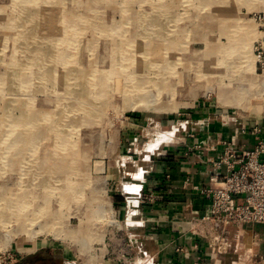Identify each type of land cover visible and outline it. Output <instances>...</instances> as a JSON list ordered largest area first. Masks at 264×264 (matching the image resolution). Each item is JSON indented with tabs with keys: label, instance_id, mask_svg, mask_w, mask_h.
<instances>
[{
	"label": "rangeland",
	"instance_id": "rangeland-1",
	"mask_svg": "<svg viewBox=\"0 0 264 264\" xmlns=\"http://www.w3.org/2000/svg\"><path fill=\"white\" fill-rule=\"evenodd\" d=\"M0 9V197L30 196L24 214L40 207L24 231L23 213L0 218V264L97 263L96 249L122 244L108 179L143 167L149 144L201 105L240 131L264 115L263 0H0ZM238 18L251 34L231 42ZM137 43H148L145 58ZM240 85L235 108L225 92Z\"/></svg>",
	"mask_w": 264,
	"mask_h": 264
},
{
	"label": "crops",
	"instance_id": "crops-1",
	"mask_svg": "<svg viewBox=\"0 0 264 264\" xmlns=\"http://www.w3.org/2000/svg\"><path fill=\"white\" fill-rule=\"evenodd\" d=\"M191 114L180 124L181 131L175 128L171 141L160 142L144 157L148 159H144L143 167L120 171L116 179L107 180L113 189L116 214L123 223L121 231H115L122 244L108 247L105 257L96 264H237L244 260L253 264L260 258L264 264V226H255L250 233L229 226L228 248L218 252L209 248V238L220 239L221 235L202 221L210 207L209 200L199 192L216 172L213 163L227 143L234 149L253 148L256 127L264 139V115L244 122L240 131L238 120L222 119L208 106L201 105ZM157 150L160 152L155 153ZM125 183L138 186L134 195L128 194ZM126 196L135 200V206L127 205ZM132 209L135 214L130 218ZM127 219L134 224L127 225Z\"/></svg>",
	"mask_w": 264,
	"mask_h": 264
},
{
	"label": "built area",
	"instance_id": "built-area-1",
	"mask_svg": "<svg viewBox=\"0 0 264 264\" xmlns=\"http://www.w3.org/2000/svg\"><path fill=\"white\" fill-rule=\"evenodd\" d=\"M261 16L260 38L256 42L255 51L261 67H264V13ZM253 131V148L234 149L231 143H227L225 151L213 163L216 172L210 175L207 185L199 189L200 194L209 200L210 207L209 215L202 218V221L210 223L221 235L220 239L209 238L208 246L212 251L228 248L226 235L229 226L241 228L243 233L252 232L255 226H264V139L260 137L258 127ZM147 199L151 201L152 195ZM130 200L129 196L124 198L127 205ZM241 239H245L244 234ZM128 242L131 243V238ZM95 251L99 253V261L106 255L100 248ZM262 262L263 259L260 258L253 261V264ZM245 263L246 260L237 264ZM129 264H135V261Z\"/></svg>",
	"mask_w": 264,
	"mask_h": 264
},
{
	"label": "bare ground",
	"instance_id": "bare-ground-1",
	"mask_svg": "<svg viewBox=\"0 0 264 264\" xmlns=\"http://www.w3.org/2000/svg\"><path fill=\"white\" fill-rule=\"evenodd\" d=\"M202 1H204V0H201V2ZM264 1V0H263ZM90 3V2H89ZM44 4V7L47 5L45 2L43 3ZM46 4V5H45ZM97 4V3H96ZM218 4H220V5H223L220 1H215L214 3H210V6L212 7V8H209V9H215V10H218V14H219V16H220V12L221 13H224V11H219V9L218 8H220L219 6H218ZM28 5V1L26 2V6ZM91 5V4H90ZM87 6H88V4H87ZM86 6V7H87ZM210 6H208V7H210ZM204 8V7H203ZM1 10V9H0ZM204 10V9H203ZM2 12V11H1ZM0 12V13H1ZM36 12V11H35ZM49 11H48V9H46V8H44L43 9V14H44V17L41 19V23H45V24H48V26H47V28H48V30L51 28V26H52V23H53V20H47V19H49V18H47V17H45V15H49V13H48ZM51 12V11H50ZM234 13H235V11H233ZM4 13V12H3ZM66 15V14H65ZM61 16V15H60ZM67 17V16H66ZM211 17V16H210ZM210 19V18H209ZM241 19V18H240ZM11 20V19H10ZM67 20H68V18H67ZM239 20V18L235 21L236 23H235V25L234 24H232V25H230V30H231V35H229V34H227V35H229V36H227V35H224V36H227L228 38H229V41H234V37L238 34V32L239 31H241L242 32V36H244L245 38H247L250 34H251V28H250V26L243 20V19H241L240 20V22L238 21ZM1 21V20H0ZM14 21V20H13ZM12 22V21H11ZM15 23V22H14ZM40 23V24H41ZM76 23L78 24V22H77V20H76ZM226 23H227V21H226ZM67 24V23H66ZM76 25V24H75ZM226 26V24H224V27ZM224 27H222V28H224ZM56 28V27H55ZM50 30H52V28L50 29ZM222 30V29H221ZM47 31V30H46ZM8 32V31H7ZM10 32V31H9ZM7 34V33H6ZM3 35V34H2ZM41 35V34H40ZM51 35V34H50ZM57 35V34H56ZM9 36V35H8ZM11 36V35H10ZM54 36V35H53ZM64 36V35H63ZM52 38V37H51ZM132 38V37H131ZM6 39V38H5ZM18 39V38H17ZM129 39V38H128ZM259 39V38H258ZM51 41H52V39H51ZM46 42V41H45ZM247 42V41H246ZM141 43V42H140ZM23 44V43H22ZM134 44H136V43H134ZM134 44H126V46L128 47V46H130V47H132V48H134ZM8 46V45H7ZM145 47L147 48V51L145 50ZM155 47V46H154ZM153 47V48H154ZM137 51H136V53H138V54H140L141 56L140 57H142V58H145V56L147 55V52H148V49H149V46H148V43H142V44H138L137 43ZM18 49V48H17ZM45 51V50H44ZM134 51V50H133ZM43 52V51H42ZM135 52V51H134ZM56 53V52H55ZM127 53V52H126ZM126 53H123V56H125L126 57ZM136 53H134V54H136ZM224 53V52H223ZM240 53V52H239ZM239 55V54H238ZM32 57V56H31ZM239 57V56H238ZM129 58H130V56H129ZM131 59V58H130ZM132 60V59H131ZM236 60H242V59H240V58H238V59H236ZM134 61H135V59H134ZM112 62L113 63H119V58H117V59H112ZM26 63V62H25ZM238 63V62H237ZM240 64V65H239ZM66 65V64H65ZM13 66V65H12ZM36 66V65H35ZM246 68V70L247 71H249L250 70V68H249V66H247V64H244V61H242V65H241V61H240V63H238V65L236 66V68L237 69H240V68ZM231 68V67H230ZM65 69V68H64ZM126 70V69H125ZM127 71V70H126ZM6 72V71H5ZM65 72V71H64ZM243 72H245L244 70H243ZM90 73V72H89ZM209 73V72H208ZM247 73V72H246ZM23 74V73H22ZM66 74V73H65ZM77 75V74H76ZM20 76V75H19ZM78 76V75H77ZM4 77V76H3ZM6 77V76H5ZM52 77V76H51ZM85 77H86V75H85ZM245 78H243V79H245V80H247L246 78V76H244ZM249 77H251V76H249ZM248 77V78H249ZM67 78V77H66ZM3 79V78H2ZM75 79V78H74ZM89 80V79H88ZM3 81V80H2ZM35 81V80H34ZM58 81H61V78L60 77H57V82ZM44 82V81H43ZM86 82V81H85ZM230 82V81H229ZM264 83V82H263ZM65 84V83H64ZM135 86V85H134ZM4 88H6V87H4ZM79 88V87H78ZM83 88V87H82ZM237 93L236 94H234V96H232V93H230V91H227V92H225L226 93V96L227 97H225V99H228V101L226 102L228 105H230V106H236L235 108H241L240 106H241V98H242V95H243V87H241V85L239 86V87H237ZM207 92V91H206ZM205 92V93H206ZM207 94V93H206ZM85 95V94H84ZM205 95V94H204ZM224 94H222L221 95V98H224ZM80 97V96H79ZM78 97V98H79ZM77 98V99H78ZM73 99V98H72ZM76 99V98H75ZM82 99V98H81ZM89 99V98H88ZM91 101H93V100H90V102ZM246 101H248V100H246ZM94 103V102H93ZM27 104V103H26ZM76 105V104H75ZM88 108V107H87ZM93 108V107H92ZM79 109V108H78ZM86 109V108H85ZM86 111V110H85ZM84 111V112H85ZM41 119V118H40ZM47 120V119H46ZM51 120V119H50ZM49 121V120H48ZM88 123H90V120H89V122ZM69 127V126H68ZM59 130V129H58ZM175 127L172 129V130H170V131H168V132H162V133H160L159 134V136L157 137V139L155 140V141H153L152 143H150L149 145H150V147H149V152L152 150L153 151V149H155V147H157L159 144H160V142H169V141H171L172 139H173V137H174V132H175ZM11 131V130H10ZM40 131V130H39ZM38 131V132H39ZM37 132V133H38ZM63 132V131H62ZM18 135V134H17ZM16 136V135H15ZM14 136V137H15ZM20 136V135H19ZM57 136V135H56ZM61 137V136H60ZM36 138V137H35ZM15 139V138H14ZM64 139V138H63ZM65 142V141H64ZM63 142V143H64ZM62 148H64V147H62L61 146V149ZM17 150V149H16ZM65 151V150H64ZM14 153H16V152H14ZM17 155V154H16ZM12 156H14V154L12 155ZM20 156V155H19ZM45 157H47V156H45ZM50 157V156H49ZM59 157V156H58ZM44 159V158H43ZM53 159V158H52ZM63 161H64V159H63ZM70 163V162H69ZM76 165V164H75ZM70 166V165H69ZM63 167H65V166H63ZM58 169H59V172H57L58 173V175H62V174H64L63 172H64V170H65V168H63V169H60V165H59V167H58ZM46 172V171H45ZM66 172V171H65ZM61 177H63V176H61ZM66 178V176H64V179ZM143 181V180H142ZM42 183H44V182H42ZM90 183V182H89ZM125 186H126V188L129 190L128 191V194H131V195H134V193H136V191H137V189H138V186L137 185H131L130 183L129 184H126L125 183ZM50 187V186H49ZM65 187V186H64ZM66 187H68V186H66ZM45 188V187H44ZM47 188V187H46ZM79 189V188H78ZM81 189V188H80ZM47 196V195H46ZM30 199V196H28V197H24V196H20V195H13V196H8V197H6V198H4V197H0V200H3V201H5L6 202V204H5V208H3V211L1 212L2 213V215H0V218H1V223H3V224H7V223H9V219H8V215L9 214H13V215H16V214H20V213H23L24 214V209H25V207L28 205V203H24V200L25 199ZM73 198V197H72ZM131 200L129 201V206H133L134 205V203H135V200L134 199H132V198H130ZM67 199H63V201L65 202ZM87 203H90L89 201H87ZM135 206V205H134ZM99 207V206H98ZM27 208V207H26ZM40 208V207H39ZM39 208H33V210H31V212H29V213H25L24 215H25V218H24V220H21L22 222H19L20 224H19V226L17 227V230L18 229H21L22 228V230L24 231L25 229H28V227H31V224H33L34 223V221H35V216L37 215V213L40 211V209ZM101 208V207H100ZM137 213V212H136ZM22 214V215H23ZM135 214V210H131V212H130V218L132 217V215H134ZM138 214V213H137ZM128 220V219H127ZM16 221H19V220H16ZM129 221V224L127 223V225H131L134 221H132V219H129L128 220ZM113 223V222H112ZM116 223V222H115ZM134 224V223H133ZM136 224V223H135ZM22 226V227H21ZM131 227V226H130ZM33 250V249H32ZM82 250V249H81ZM85 250V249H84ZM30 252V251H29ZM79 252H81V251H79ZM31 253V252H30ZM85 253V252H84ZM83 253V254H84ZM94 262V261H93ZM92 262V263H93ZM69 264V263H68Z\"/></svg>",
	"mask_w": 264,
	"mask_h": 264
}]
</instances>
